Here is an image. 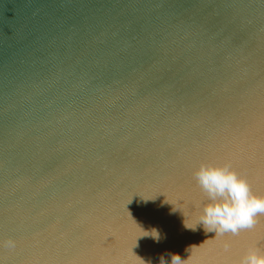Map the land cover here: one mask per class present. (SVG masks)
<instances>
[{"label":"water","instance_id":"1","mask_svg":"<svg viewBox=\"0 0 264 264\" xmlns=\"http://www.w3.org/2000/svg\"><path fill=\"white\" fill-rule=\"evenodd\" d=\"M201 163L264 194V0H0V264L264 251L184 227Z\"/></svg>","mask_w":264,"mask_h":264},{"label":"clouds","instance_id":"2","mask_svg":"<svg viewBox=\"0 0 264 264\" xmlns=\"http://www.w3.org/2000/svg\"><path fill=\"white\" fill-rule=\"evenodd\" d=\"M193 175L207 202L200 209L195 226L184 225L186 229L195 231L199 226L205 233L217 236L226 233L237 235L242 230L253 229L257 217L264 215V194L253 193L248 181L227 164L201 163ZM143 230L152 232V235L143 237L159 242L158 230ZM8 247H13L11 242ZM224 248L227 250L228 245L225 244ZM158 264H190V257L182 258L178 253L168 252L167 259L164 254L158 257ZM237 264H264V251L250 247Z\"/></svg>","mask_w":264,"mask_h":264}]
</instances>
